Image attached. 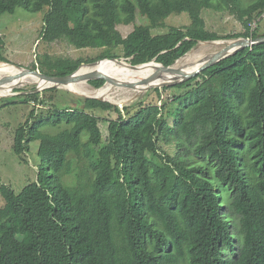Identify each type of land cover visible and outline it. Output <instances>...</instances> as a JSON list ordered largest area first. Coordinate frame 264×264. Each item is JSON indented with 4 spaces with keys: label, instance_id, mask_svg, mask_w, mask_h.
<instances>
[{
    "label": "trees",
    "instance_id": "1",
    "mask_svg": "<svg viewBox=\"0 0 264 264\" xmlns=\"http://www.w3.org/2000/svg\"><path fill=\"white\" fill-rule=\"evenodd\" d=\"M16 8L45 9V43L105 49L86 61L45 57L40 72L53 77L103 58L170 66L199 41L264 36L247 27L264 0H0V16ZM205 10L235 13L243 32L207 31ZM181 14L188 26L152 33ZM129 25L123 37L117 27ZM117 48L120 56L111 53ZM161 90L180 93L122 110L85 98H77L80 107L57 99L45 112L32 108L11 148L24 162L36 141L40 165L18 193L0 185V264H264V43ZM58 92L44 93L51 101ZM39 96L20 97L44 104ZM96 110L117 114L105 120L106 141ZM73 166L76 182L67 186Z\"/></svg>",
    "mask_w": 264,
    "mask_h": 264
},
{
    "label": "rangeland",
    "instance_id": "2",
    "mask_svg": "<svg viewBox=\"0 0 264 264\" xmlns=\"http://www.w3.org/2000/svg\"><path fill=\"white\" fill-rule=\"evenodd\" d=\"M251 1L253 0H242V3L248 4ZM44 12L45 9L39 12L30 13L24 11L21 8H16L13 14H3L0 16V56L4 61L12 65L40 72V69L42 68L40 64L43 63L45 57L51 61L55 58L86 61L95 58L105 50L92 48L78 50L63 40L53 43L43 42L40 39V32L42 29V18ZM202 18L204 20L206 30L211 33H215L216 35L232 36L243 32V27L233 12L205 10L202 13ZM188 25L189 19L185 14L172 15L165 21V28H157L153 30L152 33H165L169 27L184 28ZM117 29L120 34L125 37L132 31L133 25L118 26ZM256 31L259 35L264 34V19L258 24ZM202 45H196L189 51L187 55L191 54L190 57L199 55L201 58H203L204 56L212 54L222 48V45H220L221 48L215 47V45ZM111 53L120 56L121 49L117 48L112 50ZM198 80L199 79H197V81ZM88 85L90 89H93L89 83ZM33 87V85L27 84L20 88H14L12 92H14L16 89H20V91H26L32 89ZM58 90L63 91V93L58 92L56 94H52L53 99L51 101L48 99L51 96L50 93H44L45 90L39 92V100L43 101L44 103H41L40 105L32 102L24 104L23 98L20 97L24 95L0 99V185L4 184L10 186L14 192L18 193L30 180L36 179L38 169L37 167L40 165L37 156L38 143L35 141L29 144V150L24 156L26 161L24 162L19 160L13 154L11 148L15 129L18 127V125L24 123V121L28 118V114L32 108L35 109L36 113H40L41 111L45 112L50 107H52L53 104H55L57 99L62 101L61 103L63 106L69 104L73 107L81 106L80 104L76 103V100L77 98L82 99L83 97L72 93V95H67L66 92L68 91L63 89ZM159 90L160 97L156 95L154 90H151L142 94L138 100H143L144 105L151 103L159 105L166 99L170 101L171 95L173 93H180L179 91ZM126 94L125 97L128 95L129 96L124 102H121L123 99L122 96L118 95V91L113 96L114 100L116 101L115 104L120 110H122L125 105L131 104L135 101V98L130 97V94ZM94 115L99 118V128L102 134V140L106 141L108 133L107 123L105 120L116 119L117 114L113 111L103 112L96 110ZM61 128H64V125L59 128H45L43 131L55 134ZM160 146L166 152H169L171 149H173V146L169 148L168 146L170 145L167 146L163 142H160ZM42 168L43 173L47 174L46 167L43 165ZM76 175L77 169L75 166H73L72 173L64 177L63 184L67 186H73L76 182ZM2 205L3 201L0 200V207Z\"/></svg>",
    "mask_w": 264,
    "mask_h": 264
},
{
    "label": "water",
    "instance_id": "3",
    "mask_svg": "<svg viewBox=\"0 0 264 264\" xmlns=\"http://www.w3.org/2000/svg\"><path fill=\"white\" fill-rule=\"evenodd\" d=\"M262 43H264V37H258V38H253V39L239 37V38H233V39H228V40L198 42L197 45H200V44L201 45L202 44L217 45L218 44V45H222V48L220 50L212 53V54H209V55L204 56L203 58H200L198 60L199 61L198 65L195 68H193L187 72L173 70L172 67L177 61H179L182 58H184L185 56H187L188 53L184 54L181 58L177 59L171 66H167V67L163 66L160 63L155 62V59H152L151 61H149L147 63H142V64H138V65H132L131 63H129L131 65V67L134 69L143 68V67L149 66L152 63H154L157 67V71H162L163 73L169 74L166 77H161V75H159L158 77H156L154 79H148L147 78V79L143 80L142 84H139V85L117 83V82L113 81L111 78L105 77L100 72H91V73H87V74H84L81 76H77L78 71L83 66H92V65L98 64L102 61H115L118 63L120 61H126L124 58H103V59L95 61L93 63L80 65L74 72H72L69 75L63 76V77L47 76V75H44L43 73H40V72L35 71V70H29V69H26L23 67L12 65L10 63L0 62L3 65L12 66L15 69H17L19 71V73L17 75L18 77L25 76V75L36 76L41 81L48 84L47 86H44L42 88H40L38 85L34 84L33 85L34 87L30 90H26V91L15 90L11 96L0 95V99L10 98V97L17 96V95H27V94H31V93H39V92H42V91L48 90V89L66 90L65 87L71 83H75V82H79V81H85L88 83V82L93 81V80H102L103 81L102 86L105 83L109 82L114 86H117V87L125 89V90H129V91H135L136 89L139 88L138 93L136 94V96H134V98H135L134 100H136L142 94L149 92L151 90L170 87V86H174L176 84L186 82V81L198 76L204 70H206V69L216 65L220 61L232 56L233 54L237 53L238 51H241L245 48H249V47H252V46H255L258 44H262ZM174 73H176L177 76H173L171 78V75ZM12 81H13L12 77H7V78L0 79V84H3V85L9 84ZM102 86L95 89V91L102 88ZM70 93H72V92H70ZM72 94H74V93H72ZM80 97H83V96H80ZM83 98L94 99V100H98L101 102H107V103L116 105L115 103H111L109 101H106V100H104L100 97H96V96L95 97H83Z\"/></svg>",
    "mask_w": 264,
    "mask_h": 264
},
{
    "label": "bare ground",
    "instance_id": "4",
    "mask_svg": "<svg viewBox=\"0 0 264 264\" xmlns=\"http://www.w3.org/2000/svg\"><path fill=\"white\" fill-rule=\"evenodd\" d=\"M215 47H220V45L217 44L215 45ZM190 55H187L181 60L177 61V63L172 67V69L187 72L195 68L199 63L198 60L201 58V56L194 55L190 57ZM100 63H110V64L102 65ZM100 63L92 65V66L81 67L80 70L78 71L77 76H81V75L91 73V72H100L105 77L111 78L113 81L117 83L139 85V84H142L143 80L147 78L154 79L158 77L159 75H161V77H166L167 75H169L167 73H163L162 71H157V67L154 63H152L149 66H146L143 68H136V69L132 68L128 61H120L118 63L115 61H102ZM87 67L92 68V70L85 71ZM18 73L19 71L15 69L14 67L3 65L0 63V79L7 78V77L13 78V81L10 82L9 84H4V85L0 84V95L11 96L14 93L11 90H13L14 88L23 87L27 84H30V85L36 84L40 88L48 85L44 83L43 81H41L36 76L25 75V76L18 77L17 76ZM173 76H177L176 73L172 74L171 78ZM31 83H34V84H31ZM88 86L89 85L87 82L79 81V82H75V83H71L67 85L65 89L78 96H83V97H95L96 96L106 101H109L111 103L116 102L113 96L117 91H118V95L122 96L123 100L122 101L120 100L121 102H124L127 100L129 95L125 97L126 93L130 94L131 95L130 97L134 98V96H136V94L139 91L138 90L139 88L136 89L135 91L125 90L117 86H114L109 82L105 83L102 86V88H100L97 91H95L94 89H90ZM122 93H125V94H122Z\"/></svg>",
    "mask_w": 264,
    "mask_h": 264
},
{
    "label": "clouds",
    "instance_id": "5",
    "mask_svg": "<svg viewBox=\"0 0 264 264\" xmlns=\"http://www.w3.org/2000/svg\"><path fill=\"white\" fill-rule=\"evenodd\" d=\"M264 19V12L263 13H261V14H259V15H257L256 17H254L253 18V20L251 21V22H249L248 24H247V27H248V29H249V33H250V35L254 32V31H256V29H257V26H258V24L262 21ZM261 35V34H260ZM260 37H264V36H260ZM233 38H239V37H232V38H230V39H233ZM243 38H245V37H243ZM248 38H251V39H253L252 37H248ZM256 38H258V37H256ZM218 40H228V39H218ZM212 41H216V40H212ZM199 42H204V41H199ZM197 45V44H196ZM195 45V46H196ZM259 45V44H258ZM194 46V47H195ZM253 47V46H252ZM249 48H251V47H249ZM187 53H189V52H187ZM186 53V54H187ZM117 58H123V57H117ZM181 58V57H180ZM125 60H129L128 62L130 63V59L129 58H124ZM179 59V58H178ZM176 61V60H175ZM174 61V62H175ZM1 62V61H0ZM156 62V61H155ZM5 63H8V62H5ZM177 63V62H176ZM83 64H88V63H83ZM82 65V64H81ZM133 65V64H132ZM175 65V64H174ZM173 65V66H174ZM80 66V65H79ZM171 66V65H170ZM165 67H167V66H165ZM89 83V82H88ZM181 84V83H180ZM177 85V84H176ZM102 86V85H101ZM100 86V87H101ZM171 87V86H170ZM99 88V87H98ZM94 90L95 89H97V88H93ZM162 89V88H161ZM16 90H20V89H16ZM155 90V89H154ZM136 100H138V99H136ZM107 103V102H106ZM110 104V103H109ZM113 105V104H112Z\"/></svg>",
    "mask_w": 264,
    "mask_h": 264
}]
</instances>
